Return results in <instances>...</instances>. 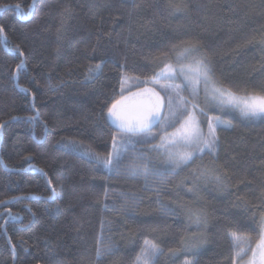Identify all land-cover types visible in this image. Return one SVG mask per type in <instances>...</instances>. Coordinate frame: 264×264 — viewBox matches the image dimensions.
<instances>
[{
  "label": "trees",
  "instance_id": "obj_1",
  "mask_svg": "<svg viewBox=\"0 0 264 264\" xmlns=\"http://www.w3.org/2000/svg\"><path fill=\"white\" fill-rule=\"evenodd\" d=\"M0 25V264H134L145 241L161 249L152 264L250 255L264 216V120L196 109L205 124L217 115L231 124L216 127L208 164L223 184L184 181L154 145L195 103L186 85L156 72L196 45L220 86L260 92L264 0H0ZM146 88L162 92L164 111L146 136L122 142L107 109ZM113 137L125 153L116 168L86 155L114 159ZM108 245L116 250L98 260Z\"/></svg>",
  "mask_w": 264,
  "mask_h": 264
},
{
  "label": "snow or ice",
  "instance_id": "obj_2",
  "mask_svg": "<svg viewBox=\"0 0 264 264\" xmlns=\"http://www.w3.org/2000/svg\"><path fill=\"white\" fill-rule=\"evenodd\" d=\"M35 0H33L34 6ZM19 7V5H16ZM0 35H4L3 26L0 25ZM6 39V37H5ZM18 51V49H17ZM199 51L196 45H190L183 49L179 54L178 59H187L192 58V64L187 66H181L178 69L174 68L170 64H166L164 68L161 69L157 76L167 77L169 79H175L176 74H183L184 79L192 86L193 95L196 93L197 86L203 81L205 85V91L208 92V86L211 85V95L209 99L211 102L218 104L221 108H226L228 110L238 112L239 115L247 120L261 119L264 120V88L260 92H248L244 90V94L235 92L227 87H217L215 82L212 79V66L211 61L207 56L195 57L192 54ZM22 55V54H21ZM104 61L94 65L89 68L88 78H94L95 75L101 70ZM24 61L21 60V63L17 65V69L24 68ZM24 91H27L26 89ZM124 98L121 100L115 101L107 109V116L116 127L117 132L122 134L123 137L132 135V134H143L147 135L151 131L152 125L160 120L159 115V99L157 96V102L150 108H140L137 111L136 116L130 117L123 105ZM169 107H171V98H169ZM193 109H198L201 114H204L203 109H199L197 105L192 106ZM34 108V105H33ZM35 110V109H34ZM184 111L187 112L188 109L185 106ZM13 119H20V117H13ZM24 119L29 122H35L39 119L38 114L35 116H27ZM215 124L211 120L208 121V135L204 136L202 129L199 126V121L194 114H189L181 123L178 128L175 129L172 133H167L160 138L161 144L154 146L157 150L164 148L165 150L169 148H175L177 145L183 146L184 148H190L191 151L183 152H168L169 163L178 167L180 165H187L193 161L196 155L202 154L204 151L215 155L218 146L219 137L216 133L217 126H226L231 127L230 122L221 120L219 117L213 118ZM3 127V125H0ZM155 138V137H151ZM116 137H113V153L114 159L109 157H99L96 153H86L90 159H95L97 163L102 164L104 167L109 169L116 168L119 163L124 159V150H118L116 148ZM112 154H110L111 156ZM25 160L30 161L31 157H25ZM42 171V170H41ZM132 175H138L141 172L147 177L148 169L147 167L140 168L133 166L129 169ZM201 175L205 178H208L209 173L207 170L203 171ZM217 184H223V178L220 175L213 174L211 176ZM50 183V181H49ZM54 191V190H53ZM7 201H0V205L6 204ZM162 212L167 210L161 209ZM11 217V212L5 213ZM190 216H194L197 223L201 220V214L198 212H190ZM259 231L261 233L260 241L257 244L258 254L256 251H253L251 259L248 261V264H264V216L260 217L258 224ZM233 240H236V234H231ZM116 249L113 246L108 245L102 252L100 248L97 249V259L99 260L102 255L106 253H111ZM161 249L152 242L145 241V247L141 252L136 256L134 264H152V261L158 256ZM241 255L240 252H237V256ZM258 257V258H257ZM186 264H191V262H186Z\"/></svg>",
  "mask_w": 264,
  "mask_h": 264
},
{
  "label": "rangeland",
  "instance_id": "obj_3",
  "mask_svg": "<svg viewBox=\"0 0 264 264\" xmlns=\"http://www.w3.org/2000/svg\"><path fill=\"white\" fill-rule=\"evenodd\" d=\"M182 52V51H181ZM180 52V53H181ZM176 56V59L177 60H181V59H178V56L179 54ZM195 53H193L192 55H194ZM195 56V55H194ZM190 58V57H189ZM187 59L185 60V62H179L178 63H172V62H168L167 64H170L172 65L174 68H179L181 66H187L189 64H192V60L190 59ZM165 66V65H164ZM164 66L162 68H164ZM160 68V69H162ZM158 70L156 72L159 73L161 70ZM159 79H164L165 81H172V82H175V83H178V84H182V85H186L190 92H191V96H192V101H194L195 105L198 106L199 109H203L202 107L205 108L206 111H209L211 110V107H213L214 109L218 110L219 112H221L222 114L223 113H231V112H234V111H231V110H228L226 108H221L220 105L218 104H215L213 102L210 101L209 99V96L211 95V85L208 86V92L205 91V85L203 83V81L200 82V84L197 86V89H196V93L195 95H193V90H192V86L184 79V76L183 74H180V73H177L176 74V78L175 79H169L167 77H163V76H159L158 77ZM213 79V77H212ZM213 81L215 82L216 86L217 87H222L220 86L214 79ZM155 90V89H154ZM143 91V90H142ZM158 94L160 95V97L158 96V99H159V110H163L164 111V105H165V101H164V96L162 95V92L161 91H158ZM149 104H151L150 107H152L156 102H157V95L156 94H149ZM140 104V103H139ZM139 109L144 107V108H147L145 106H143L142 104L138 105ZM149 107V108H150ZM139 109H135L134 106H128V115L130 117H134L136 116L137 114V111ZM198 110V109H197ZM204 110V112H205ZM194 114L198 121H199V126L200 128L202 129V132L204 134L205 137H207L208 135V123L205 124V120L202 118V116L200 114H198L196 112V109H191V111L186 115V117L189 115V114ZM206 113V112H205ZM185 117V118H186ZM215 117H219L221 120H223L219 115L215 116ZM184 118V119H185ZM212 116L209 118V120H211ZM183 119V120H184ZM182 120V121H183ZM159 121V120H158ZM158 121H156L155 123H157ZM224 121V120H223ZM154 123V124H155ZM153 124V125H154ZM215 124V121L214 123ZM180 126V124L176 127L178 128ZM175 128V129H176ZM175 129L167 132V133H172L175 131ZM164 135V134H163ZM161 144V139L159 140V142H157V144H155L154 146H157V145H160ZM116 148L118 150H120V148H118V146L116 145ZM156 149V148H155ZM192 149L190 148H184L183 146H180V145H177L175 148H169L167 150H165L164 148H160L159 150L156 149V153H157V159L161 162L165 160L166 163H169V159H168V152H183V151H191ZM111 156L114 157V153H113V149L111 150ZM211 156L212 154L208 153L207 151H204L202 154H199V155H196L193 159V161H191L190 163H188L187 165H180L178 167L170 164L171 166H173V168L176 170L178 169L179 172L182 174V180L184 181H188L189 183L193 180V182H199L201 184H211V183H214L215 181L213 179H211V176L214 174L212 172V170L209 168L208 164L209 162H211ZM207 170V172L209 173V176L208 178H205L201 175V173L203 171ZM188 183V184H189ZM190 186V184H189ZM260 241V239H259ZM259 241L257 242V244L259 243ZM257 244L254 246L252 252L250 253V255L245 258L243 261H241L239 264H248V261L251 259L252 257V254H253V251H256L257 254H258V249H257ZM192 250L191 249H187L185 250V255H184V259H188L190 258L189 255L187 253L191 252ZM258 258V257H257Z\"/></svg>",
  "mask_w": 264,
  "mask_h": 264
},
{
  "label": "crops",
  "instance_id": "obj_4",
  "mask_svg": "<svg viewBox=\"0 0 264 264\" xmlns=\"http://www.w3.org/2000/svg\"><path fill=\"white\" fill-rule=\"evenodd\" d=\"M149 91L151 92L149 88H146L144 89V91L132 92L130 94L125 95L123 97L124 98L123 100L124 108H128V106H134L135 109H139L138 105L143 104V103L148 104Z\"/></svg>",
  "mask_w": 264,
  "mask_h": 264
}]
</instances>
